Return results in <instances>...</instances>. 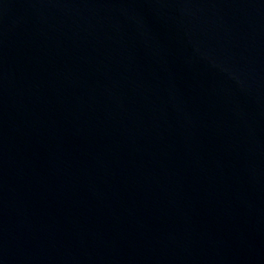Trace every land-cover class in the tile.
Instances as JSON below:
<instances>
[{
  "label": "water",
  "instance_id": "obj_1",
  "mask_svg": "<svg viewBox=\"0 0 264 264\" xmlns=\"http://www.w3.org/2000/svg\"><path fill=\"white\" fill-rule=\"evenodd\" d=\"M0 264H264V0H0Z\"/></svg>",
  "mask_w": 264,
  "mask_h": 264
}]
</instances>
